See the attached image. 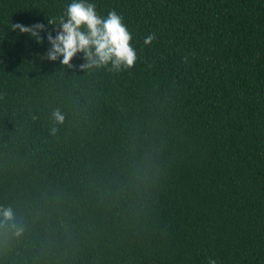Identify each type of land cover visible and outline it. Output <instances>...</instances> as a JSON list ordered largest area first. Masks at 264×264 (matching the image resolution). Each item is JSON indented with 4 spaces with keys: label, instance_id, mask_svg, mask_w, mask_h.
<instances>
[{
    "label": "trees",
    "instance_id": "1",
    "mask_svg": "<svg viewBox=\"0 0 264 264\" xmlns=\"http://www.w3.org/2000/svg\"><path fill=\"white\" fill-rule=\"evenodd\" d=\"M71 2L0 0V264H264V0H85L119 72L47 59Z\"/></svg>",
    "mask_w": 264,
    "mask_h": 264
},
{
    "label": "clouds",
    "instance_id": "2",
    "mask_svg": "<svg viewBox=\"0 0 264 264\" xmlns=\"http://www.w3.org/2000/svg\"><path fill=\"white\" fill-rule=\"evenodd\" d=\"M56 19L48 20L49 25L56 24ZM12 31L19 30L21 34H27L37 43H43L40 33L45 31L43 24L24 26L11 24ZM156 39L155 34H149L143 41L145 46L150 45ZM51 45L47 52V59L57 61L63 58V66L72 68L71 61L82 53L87 63L81 65L83 69L108 67L109 71L119 72L131 70L137 63L138 56L131 46L132 34L124 22V17L115 10L108 12L106 18L98 15L94 3L85 0H72L65 9L64 14L59 17V28L55 38L51 33L47 35ZM110 65V67H109ZM35 118V117H34ZM53 127L51 135H56L58 127L65 121L64 114L59 109L52 112ZM0 215L3 221L0 226L8 225L16 236L23 234V227L18 226L11 207H0ZM208 264H217L209 259Z\"/></svg>",
    "mask_w": 264,
    "mask_h": 264
}]
</instances>
